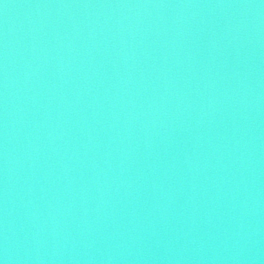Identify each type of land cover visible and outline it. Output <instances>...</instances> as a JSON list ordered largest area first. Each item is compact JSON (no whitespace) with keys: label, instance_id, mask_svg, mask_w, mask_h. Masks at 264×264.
Masks as SVG:
<instances>
[{"label":"water","instance_id":"water-1","mask_svg":"<svg viewBox=\"0 0 264 264\" xmlns=\"http://www.w3.org/2000/svg\"><path fill=\"white\" fill-rule=\"evenodd\" d=\"M0 264H264V0H0Z\"/></svg>","mask_w":264,"mask_h":264}]
</instances>
